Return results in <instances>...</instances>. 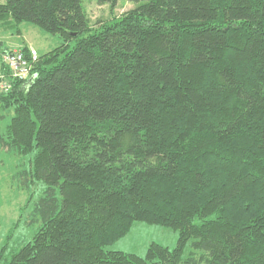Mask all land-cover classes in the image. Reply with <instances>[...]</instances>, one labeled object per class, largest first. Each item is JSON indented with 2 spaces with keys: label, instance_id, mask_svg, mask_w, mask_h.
<instances>
[{
  "label": "trees",
  "instance_id": "obj_1",
  "mask_svg": "<svg viewBox=\"0 0 264 264\" xmlns=\"http://www.w3.org/2000/svg\"><path fill=\"white\" fill-rule=\"evenodd\" d=\"M130 2L98 30L83 0L0 3L3 31L63 41L35 61L15 49L32 86L2 62L0 145L46 188L0 264H264V0ZM135 222L176 248L106 250Z\"/></svg>",
  "mask_w": 264,
  "mask_h": 264
},
{
  "label": "rangeland",
  "instance_id": "obj_2",
  "mask_svg": "<svg viewBox=\"0 0 264 264\" xmlns=\"http://www.w3.org/2000/svg\"><path fill=\"white\" fill-rule=\"evenodd\" d=\"M83 6L91 26L96 30L120 19L135 7L130 0H120L116 8L100 5L98 0H83ZM20 29L21 33H16L15 30L13 32L5 31L4 34L7 35L3 44L4 48L9 47L10 44H28L39 55H43L55 50L63 43L59 36L46 34L33 24L25 23ZM71 45L74 47L76 43L72 42ZM6 51L8 50L2 52L0 50L1 62H3ZM2 115L0 111V116ZM10 122V116L0 121V133L3 134L6 131ZM2 134H0V139L3 137ZM33 158V156L15 155L0 145V251L8 241L13 247V244H20L23 238L25 242L31 238L30 232L24 226L25 217L29 213V205L31 207L46 188L44 183L32 179L30 182L23 174L25 171L33 170ZM10 235H12L11 240L8 238ZM25 235H27L26 238ZM178 240L179 233L171 228L135 222L126 237L107 247L106 250L145 257L152 244H159L173 250L176 248ZM190 252L191 246H188L183 256L184 259L188 258ZM199 256L197 255V257Z\"/></svg>",
  "mask_w": 264,
  "mask_h": 264
},
{
  "label": "built area",
  "instance_id": "obj_3",
  "mask_svg": "<svg viewBox=\"0 0 264 264\" xmlns=\"http://www.w3.org/2000/svg\"><path fill=\"white\" fill-rule=\"evenodd\" d=\"M35 61L36 58L33 57ZM3 62L8 66L12 78L21 82H28L32 77V66L31 62L26 58L22 50H13L3 57ZM11 85L4 83L1 85V89L4 92H8Z\"/></svg>",
  "mask_w": 264,
  "mask_h": 264
},
{
  "label": "crops",
  "instance_id": "obj_4",
  "mask_svg": "<svg viewBox=\"0 0 264 264\" xmlns=\"http://www.w3.org/2000/svg\"><path fill=\"white\" fill-rule=\"evenodd\" d=\"M0 3H3V0H0ZM4 33H6V32L3 31L2 28H0V50H1V52H2V51H5V50H15V49H21V48H28L29 51L33 54V57H35L36 59H37L39 56H41V55H39V53H37V52L35 51V49H34L33 47H31V46L28 45V44H23V45L10 44L9 47L4 48V47H3V46H4L3 44H4V41H5V37H6V35H7V34H4ZM1 34H4V35L1 36ZM43 55H44V54H43ZM2 67H3V64H2V62H1V60H0V75L2 74Z\"/></svg>",
  "mask_w": 264,
  "mask_h": 264
},
{
  "label": "water",
  "instance_id": "obj_5",
  "mask_svg": "<svg viewBox=\"0 0 264 264\" xmlns=\"http://www.w3.org/2000/svg\"><path fill=\"white\" fill-rule=\"evenodd\" d=\"M35 78H36V76L31 77V79L27 82L26 86H32Z\"/></svg>",
  "mask_w": 264,
  "mask_h": 264
}]
</instances>
